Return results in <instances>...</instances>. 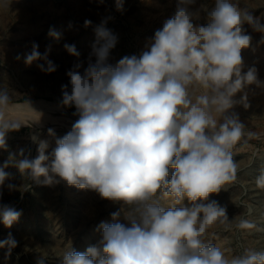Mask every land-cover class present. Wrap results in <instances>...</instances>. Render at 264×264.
<instances>
[{
  "label": "clouds",
  "instance_id": "1",
  "mask_svg": "<svg viewBox=\"0 0 264 264\" xmlns=\"http://www.w3.org/2000/svg\"><path fill=\"white\" fill-rule=\"evenodd\" d=\"M193 2L178 0L175 14L155 32L148 49L114 65L108 59L118 38L102 21L92 45L95 63L89 61L83 74L80 64L67 72L70 93L62 85L63 105H74L79 116L71 131L56 139L50 154L47 141L39 140L36 158L24 157L20 149L18 155L24 158L10 152L0 167V185L10 175L4 169L12 165L34 180L44 177L45 185L58 176L69 185L96 190L103 199L132 206L130 226L102 222L99 245L83 253L68 250L61 264H264V251L246 250L229 260L215 244L205 242L210 226L228 220L225 208L205 201L237 178L231 150L245 136L255 135L245 132L237 114L228 113L237 103L247 108V95L240 101L234 97L246 85L261 83L255 67L242 74L241 51L252 39L243 26L264 33V23L232 0H215L207 24L194 25L189 10ZM122 7L117 0L118 10ZM91 24L84 21L85 27ZM48 35L57 40L61 36L54 28ZM38 48L34 42L24 63L43 60L37 67L54 72L50 46L43 54ZM65 48L80 55L74 45ZM199 88L206 91L196 94ZM10 101L8 90L0 88V149L5 151L7 132L21 126L4 118ZM48 133L55 135L52 129ZM256 184L264 188V171ZM168 198L173 206L165 207L161 200ZM21 214L0 205L6 228ZM118 216L112 213L113 220ZM241 226L251 227L247 221ZM17 243L9 233L0 248L10 255ZM37 264H45L44 259Z\"/></svg>",
  "mask_w": 264,
  "mask_h": 264
},
{
  "label": "rangeland",
  "instance_id": "2",
  "mask_svg": "<svg viewBox=\"0 0 264 264\" xmlns=\"http://www.w3.org/2000/svg\"><path fill=\"white\" fill-rule=\"evenodd\" d=\"M232 2L264 23V0ZM122 4L118 10L117 0H0V88L8 90L9 104L27 103L31 98L59 104H48L46 108L30 106L24 113L14 114L19 115L21 126L7 132L8 150L0 149V167L10 152L16 153L17 158H36L39 140L47 141L46 154H50L56 139L71 131L79 116L74 105H63L62 85H67L70 93L67 72L80 64L78 70L83 74L89 61L95 63L92 45L97 39L95 29L102 21L118 38L108 59L114 65L124 56L139 57L148 49L155 32L175 14L178 0H122ZM214 4L215 0H194L189 5L194 13L193 24L206 25L208 11ZM86 19L92 21L88 27L84 26ZM243 27L252 39L241 51L242 74L255 67L261 83L246 85L238 92L234 99L240 101L241 96L247 95L249 106L237 103L228 114H237L245 132L255 135L245 136L231 150L237 163V178L205 201H215L226 210L228 220L210 226L205 242L215 244L229 260L246 250L264 251V188L256 184V178L264 171V33L253 31L248 24ZM50 28L61 34L60 39L48 35ZM34 42L41 54L50 46L48 59L56 65L54 72L46 73L37 67L45 63L43 60L30 66L24 63V55L31 51ZM66 44L74 45L80 55L70 54ZM204 91L199 88L196 94ZM48 129L55 135H49ZM20 149L24 150V157H19ZM4 171L10 175L0 185V205L11 206L22 214L11 228L0 221V240L11 233L18 242L10 255L7 248H0V264H37L41 258L45 264H61L64 252L83 253L89 246L99 245L102 222L130 226L127 216L132 206L122 201L103 199L96 190L69 185L58 176L54 183L45 185L44 177L34 180L12 165ZM172 171L169 170L170 175ZM10 184L14 185L11 190ZM161 203L173 206L171 198ZM184 204L189 202L185 200ZM114 212L119 213L116 220L112 218ZM241 221H247L251 227H242Z\"/></svg>",
  "mask_w": 264,
  "mask_h": 264
},
{
  "label": "bare ground",
  "instance_id": "3",
  "mask_svg": "<svg viewBox=\"0 0 264 264\" xmlns=\"http://www.w3.org/2000/svg\"><path fill=\"white\" fill-rule=\"evenodd\" d=\"M48 104L55 105V104H58V103L50 102V101H47L45 99H34V98H31L30 101L27 102V103H11V104H8L3 109L4 118H5L6 121L19 123L21 121L19 115L16 116L14 114L24 113L27 109H29L30 106L46 108V105H48Z\"/></svg>",
  "mask_w": 264,
  "mask_h": 264
}]
</instances>
